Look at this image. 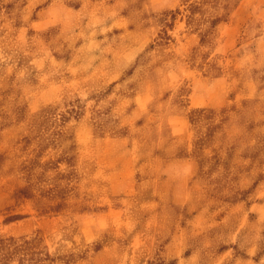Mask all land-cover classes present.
I'll return each instance as SVG.
<instances>
[{
    "label": "rangeland",
    "instance_id": "obj_1",
    "mask_svg": "<svg viewBox=\"0 0 264 264\" xmlns=\"http://www.w3.org/2000/svg\"><path fill=\"white\" fill-rule=\"evenodd\" d=\"M0 264H264V0H0Z\"/></svg>",
    "mask_w": 264,
    "mask_h": 264
}]
</instances>
